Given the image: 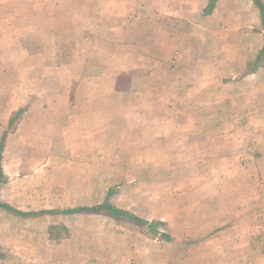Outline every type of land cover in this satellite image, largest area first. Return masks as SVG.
<instances>
[{"label":"crops","instance_id":"0c3cea01","mask_svg":"<svg viewBox=\"0 0 264 264\" xmlns=\"http://www.w3.org/2000/svg\"><path fill=\"white\" fill-rule=\"evenodd\" d=\"M21 53L36 55L24 66L39 71L23 91L25 79L4 75L22 69ZM124 74L135 90L118 94ZM123 148L119 165L163 166L172 149L175 165L196 166L211 228H221L211 255L264 259V20L255 0H0V264H118L110 243L88 255L70 246L85 215H108L76 211L101 204L100 182L114 179L105 167ZM255 214L256 251L239 237Z\"/></svg>","mask_w":264,"mask_h":264},{"label":"rangeland","instance_id":"374dc122","mask_svg":"<svg viewBox=\"0 0 264 264\" xmlns=\"http://www.w3.org/2000/svg\"><path fill=\"white\" fill-rule=\"evenodd\" d=\"M26 14L28 13L22 14V19ZM24 20L22 24L29 23L27 19ZM22 31H24L23 28ZM55 41L59 43L60 39L54 38L52 42ZM82 47L85 48L84 45ZM22 50L25 49L22 48ZM61 55L58 54L59 57ZM13 56L14 54L10 53L2 58L4 61H12ZM32 61H37L36 55L21 53L22 69H9L4 72V75L10 79L13 77L25 79L19 86L22 91L28 87L27 79L30 75L31 78L36 72L39 75V71L25 68L24 65ZM131 81L132 76L127 74L118 79L117 93L129 94L134 91L135 87ZM128 102L126 100V104ZM165 106L173 108L171 102L166 103ZM172 151V149L165 150V156L168 158L163 166L127 165L125 157L130 151L128 152L125 148L118 151L116 153L118 164L105 167L106 171L110 170L111 177L114 179H105L100 182V194L95 200L96 204H103L107 193L112 190L109 198L112 205L150 223L165 221L166 226L159 227L156 235L150 232L147 226H140L132 221L112 219L108 215H100V217L85 215L81 223L84 229H79L78 239L73 246H70L73 252L88 255L90 252L96 253L99 249L105 250L104 244L110 243L111 250L117 254L118 264H123L121 257L130 259L131 264H264V259H259L256 254L255 256L246 255L247 258L245 257L246 259L242 262L221 261L215 259V255H211L212 251L220 252L221 239L216 233L221 228L216 229V224L211 228L215 218L212 219L211 214L205 211L204 190L197 187L199 183L197 176L200 173L196 166L175 165ZM123 160L126 161L125 164L119 165V162ZM196 191L199 194H196ZM184 192L187 193L186 196ZM216 216L219 221L223 219V222H226L228 219L225 216ZM246 220L255 221V228L243 231L242 224L239 237L243 236L246 245L254 247L256 251V214L247 215ZM217 238L219 240H216V244L207 246L209 242ZM227 247L228 245L223 246L224 251L237 249L231 247L227 250ZM253 257L256 259L249 261Z\"/></svg>","mask_w":264,"mask_h":264},{"label":"trees","instance_id":"16d2710c","mask_svg":"<svg viewBox=\"0 0 264 264\" xmlns=\"http://www.w3.org/2000/svg\"><path fill=\"white\" fill-rule=\"evenodd\" d=\"M255 1L261 10L263 20H264V8L261 4V0H255ZM19 116L20 115L15 117L14 120H16ZM111 193H110V195H111ZM110 195L107 197L106 201L103 204L96 205V206L91 207V208L79 209L76 212H86V213H94V214L106 213L109 216H111L112 218L117 219V220H124V221L128 220V221H132V222H134L140 226H147L148 230L152 233H156V235L158 234L159 227L166 226L164 222L155 221V222L150 223L149 221L142 219L140 217H137L136 215H134L128 211H124V210L117 208L116 206L112 205L109 202L110 201V199H109ZM0 206H4V205H0ZM4 207H6V206H4Z\"/></svg>","mask_w":264,"mask_h":264}]
</instances>
